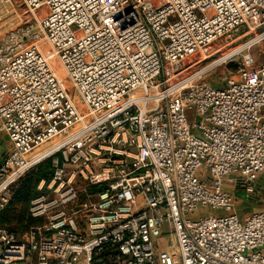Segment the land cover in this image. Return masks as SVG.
<instances>
[{
    "label": "built area",
    "instance_id": "2783aa9c",
    "mask_svg": "<svg viewBox=\"0 0 264 264\" xmlns=\"http://www.w3.org/2000/svg\"><path fill=\"white\" fill-rule=\"evenodd\" d=\"M21 2L0 35V212L28 172L53 174L36 223L0 224V264H264V208L241 215L227 188L264 173V50L244 52L264 43V0ZM232 59L222 85L204 78Z\"/></svg>",
    "mask_w": 264,
    "mask_h": 264
},
{
    "label": "rangeland",
    "instance_id": "374dc122",
    "mask_svg": "<svg viewBox=\"0 0 264 264\" xmlns=\"http://www.w3.org/2000/svg\"><path fill=\"white\" fill-rule=\"evenodd\" d=\"M44 12H46V8H43L41 11V13ZM29 15L30 14L27 12L26 7L21 2V0H0V35H2L3 33L7 32L12 28H16L20 26L23 20ZM252 36L253 34H246L240 36L239 33L224 36L222 39L214 43V45L209 48V51H212L213 49L222 46L223 44L229 41L231 42L228 45L222 47L216 53H214L207 61L200 64V66L201 65L206 66L210 62L219 59L226 52L244 44L246 41L252 38ZM40 45L44 53L50 56L51 55L50 45L45 40L41 41ZM263 50H264V43L262 44L260 43V44H255L249 49H246L244 52L246 53L247 51H250L258 55ZM237 60L238 59H232L231 61L221 62L215 65L213 68H211L209 71L205 73L204 78L208 81H211L215 85H222V83L227 78L237 74V65H236ZM49 61L52 64V66L58 70V73L62 77V80L64 81L66 86H70L68 77L64 75L61 64L58 61V59L52 56V58H50ZM159 79H161V77ZM72 96L73 97L76 96L74 90H72ZM228 187L235 195V199H236L235 210L241 215H248L252 212L264 208V173L261 174L255 182L249 183L247 184V186H241L243 187L241 190L246 191V193H239L237 189H231L233 187L232 185H229ZM17 233L20 234L22 232L18 231Z\"/></svg>",
    "mask_w": 264,
    "mask_h": 264
},
{
    "label": "trees",
    "instance_id": "16d2710c",
    "mask_svg": "<svg viewBox=\"0 0 264 264\" xmlns=\"http://www.w3.org/2000/svg\"><path fill=\"white\" fill-rule=\"evenodd\" d=\"M52 174L51 160L42 162L37 168L28 172L20 183L13 188L10 203L0 212V224L9 227L13 231L20 230L24 232L29 226L36 223V220L28 215L30 201L39 194L38 186L40 182L42 180L49 181ZM14 220L21 223L22 227L10 225Z\"/></svg>",
    "mask_w": 264,
    "mask_h": 264
},
{
    "label": "crops",
    "instance_id": "0c3cea01",
    "mask_svg": "<svg viewBox=\"0 0 264 264\" xmlns=\"http://www.w3.org/2000/svg\"><path fill=\"white\" fill-rule=\"evenodd\" d=\"M9 150H10V144H9L8 140L5 137H0V161L8 153ZM228 186H227V188H229ZM242 188L243 187L239 186L237 188L238 192L239 193H246V191L241 190ZM10 225H12V226L15 225L16 227H22V224L19 223L17 220L12 221ZM17 229H19V228H17ZM16 231L18 232L20 230H16Z\"/></svg>",
    "mask_w": 264,
    "mask_h": 264
},
{
    "label": "bare ground",
    "instance_id": "6f19581e",
    "mask_svg": "<svg viewBox=\"0 0 264 264\" xmlns=\"http://www.w3.org/2000/svg\"><path fill=\"white\" fill-rule=\"evenodd\" d=\"M214 64H215V62H214Z\"/></svg>",
    "mask_w": 264,
    "mask_h": 264
}]
</instances>
